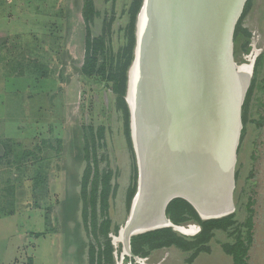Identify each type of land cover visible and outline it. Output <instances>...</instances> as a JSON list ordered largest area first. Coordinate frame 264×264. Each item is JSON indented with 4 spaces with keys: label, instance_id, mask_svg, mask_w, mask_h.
I'll list each match as a JSON object with an SVG mask.
<instances>
[{
    "label": "rangeland",
    "instance_id": "1",
    "mask_svg": "<svg viewBox=\"0 0 264 264\" xmlns=\"http://www.w3.org/2000/svg\"><path fill=\"white\" fill-rule=\"evenodd\" d=\"M93 1L94 18L87 23L84 0H0V264H89L91 251L94 258L105 255V238L84 226L78 196L85 126L103 129L96 158L99 169L111 172L107 237L127 217L133 181L136 190L135 153L116 118L110 84L80 73L86 38L101 33L103 22L118 47L127 0ZM238 20L249 32L248 49L239 35L234 61L251 62L252 73L240 112L231 223L189 249L169 245L136 258L115 241L113 263L103 264H232L226 247L243 234L247 198L252 228L246 263L264 264V0H249ZM134 47L135 41L132 60ZM188 224L196 223H181ZM199 232L200 226L192 235L177 233L190 241Z\"/></svg>",
    "mask_w": 264,
    "mask_h": 264
},
{
    "label": "water",
    "instance_id": "2",
    "mask_svg": "<svg viewBox=\"0 0 264 264\" xmlns=\"http://www.w3.org/2000/svg\"><path fill=\"white\" fill-rule=\"evenodd\" d=\"M245 2L246 0H142L136 16L134 55L127 71L124 95L136 158V190L123 225L118 228L117 235H110L112 245L115 240H120L121 235L125 236L126 251L132 257L135 256L130 250V239L134 235L165 227L184 234L178 229L184 226L172 223L165 214L166 206L175 198H182L190 203L202 220L224 217L234 211L232 195L236 150L242 127L240 112L252 73L251 62L236 64L233 57L234 27ZM188 21L195 22L192 28L194 38L187 36L185 28L183 29V70L178 72L176 78L177 89L174 90L173 105L186 110L190 117L180 118L178 110L172 122L169 121L170 124L166 125L167 130L162 131L155 124V92L148 87L147 81L151 73L154 79L157 77L159 57L164 54L166 43L171 45L170 43L175 42L176 31L187 25ZM148 30L151 35L149 42L145 41L144 50L149 65L145 63L140 67L142 43ZM243 65L245 66L242 67ZM138 68L140 72L137 71ZM137 73L138 88L134 89V93L139 92V98L142 101L144 99L145 107L151 112L143 132L136 128L135 94L133 99V84L136 85ZM153 85L152 83L151 87ZM156 91L166 105L171 101L172 89L167 87L165 96L158 86ZM195 116L198 118L197 126L191 133L181 134L176 128L180 120L195 121ZM173 145L177 149L187 145L185 153L190 155L193 150V154H196L195 166L200 170L196 177L198 203L178 186L170 184L167 153L169 149H173ZM206 158L210 160L211 166L203 171L202 165ZM223 163L226 165L225 184L221 180ZM189 225H196L198 231L197 224L186 226Z\"/></svg>",
    "mask_w": 264,
    "mask_h": 264
},
{
    "label": "trees",
    "instance_id": "3",
    "mask_svg": "<svg viewBox=\"0 0 264 264\" xmlns=\"http://www.w3.org/2000/svg\"><path fill=\"white\" fill-rule=\"evenodd\" d=\"M142 0H127L120 10L122 22L118 25L119 45L116 49L112 46V39L109 38L105 31V22L102 23L101 33L97 35H88L85 43V55L80 73L84 75H99L110 85V90L114 95L115 111L117 112V120L122 122V130L127 144L132 147L129 135V112L124 99L126 91L127 69L132 60V49L134 46L135 36L134 27L136 14L140 8ZM113 7V6H112ZM249 0H246L242 15L248 10ZM95 6L93 0H84L83 17L87 23L92 22L95 14ZM240 17V16H239ZM124 19V21H123ZM233 40L239 35L243 37V49L247 50L249 32L242 27L240 20H237ZM234 59L237 55L234 52ZM259 56L257 61L262 58ZM245 112H242V116ZM103 129L101 127L85 126L83 127V141L81 145V159L85 162L83 173L80 179L79 199L82 202V217L84 226L90 228L95 233L96 229L100 230V234L105 238V255L97 254L94 258L92 251L90 253L89 264H103L104 261L113 263L112 260V244L109 233L110 218L107 212L108 197L111 191L110 171L99 169L96 158L97 145L102 138ZM133 180L136 178V167L133 165ZM135 192V183L133 181L127 196V204ZM251 201L247 198L245 203L247 216L244 221L243 234H237L235 242L226 247V252L231 254L232 264H247L246 255L251 241L252 228V210L250 209ZM99 209V215L102 219H98L99 215L96 209ZM166 216L172 223L181 225L184 222L196 223L200 226V232L195 236L194 240H187L170 227L159 228L142 234L134 235L130 239V250L133 256L137 254L146 255L151 249L166 247L169 245H177L184 249H189L196 243H202L211 238L216 229H225L232 221V215L216 219L202 220L197 212L182 198L171 200L165 209ZM118 228L114 227L113 235H117ZM98 243V242H97ZM97 253L101 251L97 250Z\"/></svg>",
    "mask_w": 264,
    "mask_h": 264
},
{
    "label": "bare ground",
    "instance_id": "4",
    "mask_svg": "<svg viewBox=\"0 0 264 264\" xmlns=\"http://www.w3.org/2000/svg\"><path fill=\"white\" fill-rule=\"evenodd\" d=\"M206 1V0H204ZM204 9L206 12L207 7H206V2L204 4ZM229 10L230 7L227 11V16H229ZM226 19V18H225ZM226 22V21H225ZM195 26L194 21H188L187 25H183L180 27L178 31H176L177 34V40L175 42L170 43L171 45H168L166 43V50L162 56L159 57V62H158V69H157V77L154 79L153 74L151 73V77H148L147 85L150 89H153L155 93H153V96L155 98L154 101V108L156 110L157 116H155V124L157 127L161 128L162 131L167 130V126L172 122V119L176 112L180 110V118L184 117H190L188 112L186 110H183V108L178 107L177 105H173L174 102V93L176 88V78L179 75L178 72H182V62L184 61V44H185V39H183L184 36V28H185V33L187 36H190L194 38L192 32V28ZM147 35L141 37L143 39L142 43V52L140 55V67L143 66L145 63L149 65V59L148 57L146 58V53H145V46L146 42H149V30L146 33ZM142 36V35H141ZM243 65L242 67H244ZM137 71L140 72L139 68ZM135 74V72H134ZM138 73H137V79H136V85L133 84V99H135L136 103V128L138 131L142 130L145 128L147 123L149 122V119L151 117V112L147 110L146 103L143 99L139 98L138 91L134 93V89L137 87L138 88ZM154 84L151 87V84ZM156 86L160 88V90L163 92L164 96L166 95V88L169 87L172 89V97L171 101L167 102V105L163 102V99L159 98L157 95L156 91ZM239 87V86H238ZM148 88V89H149ZM236 87V91H237ZM141 92V90H140ZM135 94V98H134ZM171 95V94H170ZM193 100V99H192ZM152 101V99H151ZM194 102V101H193ZM145 109V112L142 113V109ZM146 106V107H145ZM194 106V105H192ZM135 107V105H134ZM159 115V116H158ZM197 116H195V121L193 119H187V120H180L181 122L179 123V126L176 127L177 130L180 131L181 134H187L191 133L192 129L197 126L196 120ZM170 121V122H169ZM167 125V126H166ZM231 130V127H230ZM160 131V130H159ZM147 132V131H146ZM228 139V137H227ZM183 142V141H182ZM173 149H169V152L167 153V160H168V165H169V172H170V184L171 186H178L181 191L185 192L187 196H189L192 200H195L198 203V191H197V181L196 177L200 173L199 169H196V154L192 153L190 155L185 153V150H187V145H183L180 148L177 149L176 145L172 146ZM226 160V159H225ZM224 160V162H225ZM224 164V163H223ZM211 166L210 160L206 158L204 161L202 167L204 168L203 171H207ZM221 180L223 184H225L226 181V165L224 164V167L222 169V174H221ZM199 182V180H198ZM196 184V185H195ZM222 196V193H221ZM221 202L223 199L221 198ZM199 205V204H198ZM166 222V221H165ZM179 231L183 232L186 235H192L197 232V226L196 225H189L185 227H179ZM122 234V233H121ZM125 235V233H124ZM116 242H122L123 244V250L124 252L127 253V242H126V237L121 235L120 240H115ZM139 261H142L141 259H138Z\"/></svg>",
    "mask_w": 264,
    "mask_h": 264
}]
</instances>
